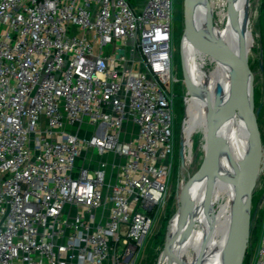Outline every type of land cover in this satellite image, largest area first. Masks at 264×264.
Here are the masks:
<instances>
[{"label": "built area", "instance_id": "obj_1", "mask_svg": "<svg viewBox=\"0 0 264 264\" xmlns=\"http://www.w3.org/2000/svg\"><path fill=\"white\" fill-rule=\"evenodd\" d=\"M173 12L0 0V264H136L173 170Z\"/></svg>", "mask_w": 264, "mask_h": 264}, {"label": "bare ground", "instance_id": "obj_2", "mask_svg": "<svg viewBox=\"0 0 264 264\" xmlns=\"http://www.w3.org/2000/svg\"><path fill=\"white\" fill-rule=\"evenodd\" d=\"M208 2L207 0V4ZM232 5V10L224 15L227 18L225 26L221 28L218 25H211L210 30L207 31L206 19L200 13L202 5L198 4L195 7L192 3L188 4V33L184 37L182 51L184 69L189 80V87H191L192 109L195 116L188 120L186 140L189 139L192 133L196 114L200 110L208 114L207 103L218 100V86H222L226 91L230 84L227 71L220 70L219 66L208 75L201 70V62L205 54L203 51L196 49L194 40H198L200 37L207 39L209 35L222 41L231 53L235 72L239 74L244 69L243 54L247 51L248 40H250L251 45L252 38L241 29L244 0H232ZM189 35L192 40H189ZM194 90H196V94H194ZM234 101V117H236V120L233 117L232 121L224 125L221 131L226 146L224 144V147H222L219 144L215 134L210 137V148L212 150L211 154L204 159L205 170L190 186L189 200L185 207L182 204L183 211L179 212L170 223L168 233V239L170 240L169 254L185 264H224L236 189L240 181V159L235 155L234 148L239 147L246 158L252 156L251 142L244 137L247 118L245 117V105L242 100ZM188 110L189 104L187 113L190 119ZM234 156L239 167V173L235 185L227 192L228 210L223 219H221V214L224 206L212 217L203 219L207 209L216 202L222 191L223 173ZM169 254L168 252H162L158 264H178Z\"/></svg>", "mask_w": 264, "mask_h": 264}, {"label": "rangeland", "instance_id": "obj_3", "mask_svg": "<svg viewBox=\"0 0 264 264\" xmlns=\"http://www.w3.org/2000/svg\"><path fill=\"white\" fill-rule=\"evenodd\" d=\"M187 0H174L173 12V75L179 82L174 84V159L173 170L168 180V188L163 204L158 212L152 232L148 235L141 252L138 255L136 264H158L159 258L163 252L167 228L171 221L182 210V204L186 199L187 193L190 192V186L194 183L192 178L200 170L202 161L208 152V135H214L213 124L209 113L206 114L200 110L196 115V121L193 123V130L188 140L187 124L195 116L192 109L193 97L191 99V87L184 70V60L182 43L186 30L185 4ZM211 11V25L223 28L227 21L224 16L232 5V0H208ZM188 10V5H187ZM246 29L251 33L252 43L250 40L247 44L246 56V75L249 77L251 95L254 101L255 109L260 108L256 116L257 136L261 147L264 148V0H250L248 4V13L246 19ZM206 57V55L204 56ZM215 63L208 64L202 70L208 75L215 70ZM196 94V90H194ZM191 100V103H190ZM189 103V115L187 107ZM236 120V117H234ZM87 129V128H86ZM124 135L133 134L132 125H124ZM183 148V160L181 162L179 152ZM263 150V149H261ZM238 166L236 157L229 161L222 176V191L216 202L211 205L203 219L212 217L223 206L221 219L224 218L228 205L227 192L235 185L238 180ZM264 174L257 175L254 179L252 190V202L249 215V233L246 242L245 252L241 264H252L255 252L260 239L262 228L263 210L257 207L258 200L264 192ZM191 183V184H190ZM251 198V199H252ZM217 207V208H216ZM213 209V210H212ZM252 218V219H251Z\"/></svg>", "mask_w": 264, "mask_h": 264}, {"label": "water", "instance_id": "obj_4", "mask_svg": "<svg viewBox=\"0 0 264 264\" xmlns=\"http://www.w3.org/2000/svg\"><path fill=\"white\" fill-rule=\"evenodd\" d=\"M250 0H244V10L241 19V29L251 37V33L246 29V19L248 13V4ZM192 3L195 7L198 4H201L200 13L206 19V30H210L211 21L210 15L211 11L207 0H187L185 4V16H186V32L184 37L187 35L188 29V14H187V5ZM233 6L229 5V11H231ZM199 10V9H198ZM235 27V26H234ZM236 28V27H235ZM189 40H192V37L189 35ZM194 46L196 49L203 51V53L211 59L216 67L224 71H227V76L229 79V86L226 91H224L222 86H218V96L215 102L207 103V110L210 115L214 134L219 144L224 147L225 139L221 135V131L224 125L232 121L234 117V100H242L245 105V114L246 123L244 129V137L250 140L252 156L251 158H246L239 147L234 148L235 155L240 159V181L237 185L235 202L233 208V216L231 219V224L229 228L228 240L225 251L224 264H241L244 250L246 247V242L249 233V215L251 207V198L254 179L257 175L261 174L264 167V158L263 151L261 150V144L258 141L257 136V126H256V116L259 114L260 108L255 109L254 101L251 95L249 77L246 75V56L247 53L243 54L244 69L241 73L237 74L235 72L231 53L228 48L223 44L222 41L215 39L213 36L206 38L200 37V39L194 40ZM208 135V152L205 155L207 158L211 154L210 148V137ZM183 148L179 152V157L182 162L183 160ZM205 170V161H202L200 170L192 178L193 180L202 174ZM190 183V184H191ZM189 194L187 193L186 199L183 202V207L186 206L189 200ZM170 227V225H169ZM169 227L167 228V234L165 237L163 252H168L170 240L168 239ZM173 257V255H170ZM178 264H185L183 261H180L176 257H173Z\"/></svg>", "mask_w": 264, "mask_h": 264}, {"label": "crops", "instance_id": "obj_5", "mask_svg": "<svg viewBox=\"0 0 264 264\" xmlns=\"http://www.w3.org/2000/svg\"><path fill=\"white\" fill-rule=\"evenodd\" d=\"M262 149H263L262 151H263V158H264V148H262ZM105 161L108 164V179L110 181H112L113 180V177L115 175V170H116V165H117L116 163L119 162V161L118 160L115 161V159H114V157L112 155H108L105 158ZM262 172L264 174V167H263V171Z\"/></svg>", "mask_w": 264, "mask_h": 264}, {"label": "trees", "instance_id": "obj_6", "mask_svg": "<svg viewBox=\"0 0 264 264\" xmlns=\"http://www.w3.org/2000/svg\"><path fill=\"white\" fill-rule=\"evenodd\" d=\"M252 200H253V198L251 199V201L250 202H252ZM252 219V218H251Z\"/></svg>", "mask_w": 264, "mask_h": 264}]
</instances>
